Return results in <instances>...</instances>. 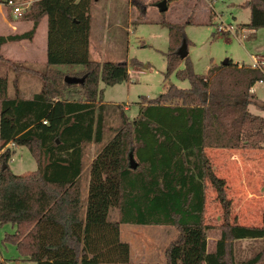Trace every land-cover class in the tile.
<instances>
[{"label": "trees", "instance_id": "trees-1", "mask_svg": "<svg viewBox=\"0 0 264 264\" xmlns=\"http://www.w3.org/2000/svg\"><path fill=\"white\" fill-rule=\"evenodd\" d=\"M93 0H35L20 17L33 23L22 35L0 36V64L14 74L41 79L42 89L31 100L10 98L9 77L0 76V225L15 233L5 244L36 264H130L131 247L121 239L122 225L171 226L179 236L165 251L166 264H237L233 242L261 239L264 224L243 226L231 220L227 184L219 178L208 149L261 150L264 119L249 111L251 89L264 83V68L211 66L204 76L187 66L177 72L190 89L170 86L157 99L142 97L139 114H120L121 126L106 142L110 105L100 84L113 87L130 80L125 63H101L90 53V9ZM176 1V0H169ZM0 1L1 4H7ZM14 7L9 6V8ZM250 30L264 28V0L247 3ZM11 18V17H10ZM48 19L47 64L37 71L6 60L9 42L34 40ZM186 24H191L187 22ZM164 23L170 32L166 78L181 61L185 25ZM80 67L67 74L63 67ZM85 78L67 84L66 77ZM18 93V92H17ZM102 146L90 168L88 198L83 175L89 145ZM26 147L38 164L35 172L15 175L9 161ZM137 164L133 169L130 155ZM210 183L224 209L221 237L208 252L206 186ZM117 212V220H112ZM0 264H6L0 261ZM243 264H264L263 250Z\"/></svg>", "mask_w": 264, "mask_h": 264}, {"label": "rangeland", "instance_id": "rangeland-1", "mask_svg": "<svg viewBox=\"0 0 264 264\" xmlns=\"http://www.w3.org/2000/svg\"><path fill=\"white\" fill-rule=\"evenodd\" d=\"M5 1V0H0ZM15 7L23 12L35 0H13ZM167 1L168 10L161 13L158 5ZM251 0H93L90 13V53L94 61L101 63H125L130 80L113 87L100 84L103 101L110 105L107 118L108 142L115 130L121 126L120 114L135 119L139 114L142 97L157 99L175 85L190 89L189 81H181L177 72L186 68L181 61L177 70L166 78L167 57L170 50V32L164 23L185 25L189 42L188 60L195 74L204 76L211 66H222L226 61L234 65L252 66L254 59L264 63V28L250 30L251 11L247 3ZM30 3V4H29ZM22 12V13H23ZM233 27L232 32H220L219 27ZM6 66V65H5ZM80 67L61 68L67 74H75ZM12 75V73H11ZM32 80L42 89L41 79L24 73L18 80L19 96L29 95L26 81ZM8 94L17 97L13 78L9 79ZM255 97L249 111L264 119V83L254 87ZM264 145V144H263ZM102 146L89 145L85 162L90 165ZM15 153L9 168L15 175L37 171L38 164L26 147L12 148ZM0 142V156H1ZM216 175L227 184L228 199L231 200V220L243 226L264 224V148L261 150L208 149ZM4 165L1 164L0 169ZM88 170V169H87ZM84 199L88 198L86 183ZM224 209L210 183L206 186V214L208 225V252L216 249L221 237L219 229L224 221ZM112 220H117L114 212ZM15 233L11 225H0V259L15 264L19 258L12 244H5L7 235ZM179 233L171 226L122 225L121 239L131 247L130 264H139L147 257L152 264H166L165 251L176 241ZM261 240L233 242L234 261L243 264L263 250ZM27 264V263H25Z\"/></svg>", "mask_w": 264, "mask_h": 264}, {"label": "crops", "instance_id": "crops-1", "mask_svg": "<svg viewBox=\"0 0 264 264\" xmlns=\"http://www.w3.org/2000/svg\"><path fill=\"white\" fill-rule=\"evenodd\" d=\"M6 1L7 0L3 2H6ZM15 8H19V7H15ZM17 16L18 15L14 13L13 8L11 7L9 8L7 4L0 5V36L9 37V36H15V35H22L33 29L32 22L21 21L20 18H18ZM47 47H48V19L45 18L41 22L40 26L38 27L36 36L34 37V40L32 42L30 41L9 42L8 44L2 47L1 54L6 60H9L15 63H23L37 71H41L45 69V65L47 64V60H48ZM3 66L5 65L0 64V76L2 77L8 76L9 79L10 77H12L14 81V74L11 75V73H8L7 69ZM30 76L36 77L33 75H30ZM26 86L28 88L29 95L28 97L23 98V99L31 100L35 95L39 94L41 91V89H39V84L34 83L32 80L26 81ZM17 92H18L17 94H19V87L17 89ZM91 164L86 166L84 175H83V182L84 184L86 183V188H88V190H89V182H90ZM258 240H261V239H258ZM241 241H244V240H241ZM214 251L215 250H213L211 253H213ZM0 261L8 264L7 261L4 260L3 258L0 259ZM25 263L36 264V263L28 261L27 259H24L20 255H19V258L15 260V264H25ZM139 264H152V261L151 260L149 261V259L145 256L141 259V262Z\"/></svg>", "mask_w": 264, "mask_h": 264}, {"label": "water", "instance_id": "water-1", "mask_svg": "<svg viewBox=\"0 0 264 264\" xmlns=\"http://www.w3.org/2000/svg\"><path fill=\"white\" fill-rule=\"evenodd\" d=\"M158 8H159L161 13L166 12L168 10L167 1H163L162 3H160L158 5ZM178 55L181 57L182 60H185L189 56V46H188L186 41L183 42V45L181 46V48L178 51ZM228 63L229 62L226 61L224 63V65H228ZM65 82L67 84H84L85 78H77V77L68 76L65 78ZM130 165H131V168H133V169L137 168V164H136L132 154L130 155ZM5 169H6V165L3 166V170H5Z\"/></svg>", "mask_w": 264, "mask_h": 264}, {"label": "built area", "instance_id": "built-area-1", "mask_svg": "<svg viewBox=\"0 0 264 264\" xmlns=\"http://www.w3.org/2000/svg\"><path fill=\"white\" fill-rule=\"evenodd\" d=\"M9 6L14 7V13H15L16 15H18L17 17H20V16H21V14H22V12H23V9H21L20 7H19V8H15L13 2H10V3H9ZM219 31H220V32H232V31H233V27L228 28V27H223V26H221V27H219ZM252 67H253V68H256V69H263V68H264V63H262V62H258V60L255 58V59H254V64L252 65ZM262 83H263V82H260L259 84H262ZM254 87H255V86H254ZM254 87L251 89V92H252V93H255V91H254Z\"/></svg>", "mask_w": 264, "mask_h": 264}]
</instances>
